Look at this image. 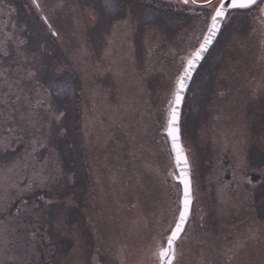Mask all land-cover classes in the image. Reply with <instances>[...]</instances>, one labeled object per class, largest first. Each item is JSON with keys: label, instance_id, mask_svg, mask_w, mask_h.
<instances>
[{"label": "rangeland", "instance_id": "374dc122", "mask_svg": "<svg viewBox=\"0 0 264 264\" xmlns=\"http://www.w3.org/2000/svg\"><path fill=\"white\" fill-rule=\"evenodd\" d=\"M119 2L108 11L103 0H39L40 9L0 0V45L11 55L10 39L31 37L36 53L65 69L69 86L56 102L62 108L55 104L61 123L30 161L51 172L50 184L21 192L32 167L13 165L31 151L30 136L0 148V264H156L181 195L164 133L167 105L198 19ZM16 5L17 26L8 9ZM19 63L17 55L0 59V70L17 79ZM16 135L0 129V138ZM180 136L192 207L176 264H264V13L227 19L190 82ZM22 201L29 211L17 216Z\"/></svg>", "mask_w": 264, "mask_h": 264}, {"label": "snow or ice", "instance_id": "6c2138e0", "mask_svg": "<svg viewBox=\"0 0 264 264\" xmlns=\"http://www.w3.org/2000/svg\"><path fill=\"white\" fill-rule=\"evenodd\" d=\"M31 4L37 9L41 8L39 0H31ZM179 4L187 6L188 10L197 17H202V26L197 31L194 42L189 45L180 59L173 77L167 105L164 133L171 141L170 151L174 155L175 171L178 173V175H173L178 186L182 185V195L177 198V207L169 229L166 230V233L161 234L162 238L166 235V239H162V242L157 244L156 251L153 253L156 264H176L177 241L185 233L192 205L189 161L181 144L179 127L180 106L188 87V81L193 70L208 51L209 46L217 38L222 24L230 15L231 10L251 9L253 6H257L259 11L264 13V7L259 6L258 0H179ZM103 7L112 11L121 7V4L119 0H103ZM40 18L47 25L52 36L59 35L47 16L42 15ZM25 44L26 41L19 40L16 46V55L20 58V63L16 69L19 77L11 79L7 69L0 70V88L6 86L9 90L8 92H0V129L18 133L13 138H0V148L7 149L12 145L13 140L22 141L25 134L31 137L29 141L32 146L31 151L26 150L23 161H17L13 165V167H19L23 163L25 169L32 167V173L28 178L29 183L21 189V192L31 191L35 186L43 187L54 180L51 172L46 175L43 168H35L30 164V161L35 152L48 146L53 125H59L65 115L63 111L55 107V103L58 102L59 97L67 95L69 92V86L63 79L65 69L56 64L50 65L42 53L29 52L27 48L23 47ZM0 54L5 57L9 55L3 45H0ZM13 96L15 98L10 99ZM21 102L23 103V111H21ZM17 118L21 123L16 122ZM45 128L49 130L48 133L42 131ZM2 186L3 182L0 181V187ZM17 186L15 182L9 185V187ZM22 203L23 207L17 208V216L29 211L27 202L22 201ZM47 203H51V201H47ZM2 204L3 198H0V205ZM4 240L5 231L0 229V243Z\"/></svg>", "mask_w": 264, "mask_h": 264}, {"label": "flooded vegetation", "instance_id": "af4514ba", "mask_svg": "<svg viewBox=\"0 0 264 264\" xmlns=\"http://www.w3.org/2000/svg\"><path fill=\"white\" fill-rule=\"evenodd\" d=\"M262 2L261 0H258V4L259 6L261 7L262 5ZM137 3V2H136ZM138 3H148L149 5H152L154 6L155 8L159 9L160 11H163L166 10V11H171V12H174L176 13V15H193V16H196L193 12L189 11L188 10V7L187 6H181L179 4V0H138ZM17 10H18V5L14 6ZM253 10H259V7L257 6H253L251 9H242V10H231L230 12V15L228 16V18L230 16H236L237 14H244L245 12L247 11H253ZM14 11V10H13ZM15 12V11H14ZM196 18L198 19L196 22V27H194V29L196 30V32L201 28V20H202V17H197ZM227 18V19H228ZM227 19L223 22L222 24V28H221V31L220 33H218V36L217 38L215 39V42L213 43L212 47L210 48L209 52L207 53L206 57L203 59L202 63L200 64L199 68L197 69L194 77L196 76V74L198 73V71L201 69V66L203 65V63L205 62L207 56L209 54L212 53L213 51V48L216 47L217 43L219 42V39H220V36L222 34V32L225 30V28L227 27ZM195 32V33H196ZM193 77V78H194Z\"/></svg>", "mask_w": 264, "mask_h": 264}, {"label": "trees", "instance_id": "16d2710c", "mask_svg": "<svg viewBox=\"0 0 264 264\" xmlns=\"http://www.w3.org/2000/svg\"><path fill=\"white\" fill-rule=\"evenodd\" d=\"M13 8L14 9H16L15 7H13V6H11V7H8V9H9V14H10V17L13 19V20H15L16 21V26H17V24H18V20H17V13H16V11L14 12L13 11ZM11 10H12V13H11ZM17 38V37H16ZM26 38V39H25ZM23 39H25V41H26V44L23 46V47H25V48H27V49H29L30 50V52H32V51H35V52H37L38 50H39V46H37V43L38 42H35V41H33L32 39H31V37H29V38H27V37H25V36H20L18 39H10V41H11V43L12 44H14L15 42H16V40H17V44L19 43V40H23ZM13 50V49H12ZM11 55H8V56H3V55H1L0 56V59H4V58H7L8 60H10L11 62H16V51H12L11 53H10ZM65 102H59V103H55L57 106H58V108H62V106H63V104H64ZM59 131H60V128L58 129ZM59 138H54V140L52 141L53 143H52V145H58L59 144V146H60V148H58V151L61 153V157L63 158L64 157V151H65V149L63 148V147H61V142L62 141H59L58 140Z\"/></svg>", "mask_w": 264, "mask_h": 264}, {"label": "water", "instance_id": "95a60500", "mask_svg": "<svg viewBox=\"0 0 264 264\" xmlns=\"http://www.w3.org/2000/svg\"><path fill=\"white\" fill-rule=\"evenodd\" d=\"M214 42H215V40L213 41V43H214ZM213 43H212V45H213ZM212 45L209 46L208 51L204 54V57L201 59V61L199 62V64L196 66V68L193 70V72H192V76H191L190 80L188 81V87L186 88L185 93H184V98H185V95H186V93H187V90H188V88H189V85H190V82H191L192 78L194 77V75H195L197 69L199 68V66H200V64L202 63L203 59L206 57V55H207V53L209 52V50H210V48L212 47ZM183 102H184V99H183V101H182V103H181V106H180V116H181V109H182ZM179 127H180V118H179ZM180 137H181V136H180ZM167 139H168V138H167ZM168 144H169V148H170V150H171V141H170V139H168ZM181 144H182V142H181ZM170 152H171V151H170ZM185 154H186V152H185ZM171 155H172L173 164H174V169H175L174 155H173L172 153H171ZM186 156H187V155H186ZM175 172H176V171H175ZM176 175H178V173H176ZM189 178H190V180H191L190 168H189ZM180 190H181V195H182V185H180ZM191 207H192V205H191ZM191 207H190V212H191ZM189 216H190V215H189Z\"/></svg>", "mask_w": 264, "mask_h": 264}]
</instances>
